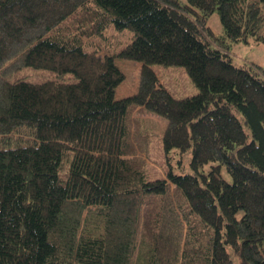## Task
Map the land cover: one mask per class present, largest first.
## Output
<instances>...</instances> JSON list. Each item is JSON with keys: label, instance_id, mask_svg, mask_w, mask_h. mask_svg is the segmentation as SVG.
<instances>
[{"label": "trees", "instance_id": "1", "mask_svg": "<svg viewBox=\"0 0 264 264\" xmlns=\"http://www.w3.org/2000/svg\"><path fill=\"white\" fill-rule=\"evenodd\" d=\"M251 41L264 0H0V264H264V65L232 54ZM115 58L141 63L121 98ZM137 107L166 121L177 173L146 178Z\"/></svg>", "mask_w": 264, "mask_h": 264}, {"label": "rangeland", "instance_id": "2", "mask_svg": "<svg viewBox=\"0 0 264 264\" xmlns=\"http://www.w3.org/2000/svg\"><path fill=\"white\" fill-rule=\"evenodd\" d=\"M207 20L208 24L214 30L221 31V24L216 11L212 12ZM105 34V43L115 44V49L117 50L131 38V33L128 30L120 32L112 27L106 31ZM84 41H89V44H86L85 50H96L94 46L95 40H86L85 38ZM101 52L104 51L102 50L100 53ZM232 54L234 56V62L238 64L243 61H254L264 65V45L262 43L254 41H251L250 44L237 42L232 46ZM115 61L125 74V78L115 88V97L121 98L137 90L140 63L127 58H115ZM153 67L155 68L160 82L164 84L174 96L183 97L197 92L198 89L196 85L191 80L184 67L180 65L160 64H155ZM18 75L24 76L32 81H43L49 78L51 74L48 71L42 73L41 70L38 72L36 70L25 69L19 72ZM132 117L138 118L143 128H152L149 137V144H151V147L150 145L147 146V151L145 152L144 172L146 173V178L155 179L164 176L169 168V164H171V169L177 173L178 169L172 154L168 153L169 160L161 157L162 146L159 140V134L162 130V125L161 122H159V117L153 113L142 111L139 108L133 110ZM128 158H130V156H128ZM152 205L153 204H151L150 207Z\"/></svg>", "mask_w": 264, "mask_h": 264}, {"label": "crops", "instance_id": "3", "mask_svg": "<svg viewBox=\"0 0 264 264\" xmlns=\"http://www.w3.org/2000/svg\"><path fill=\"white\" fill-rule=\"evenodd\" d=\"M159 117V116H158ZM161 117H159V122H161V125H162V129H164V127H165V124H166V121L163 119V118H161ZM161 135H162V130H161V132H160V134H159V138H161Z\"/></svg>", "mask_w": 264, "mask_h": 264}]
</instances>
